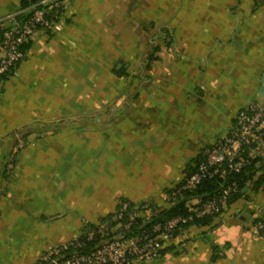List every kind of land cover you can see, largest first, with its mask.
Masks as SVG:
<instances>
[{
    "label": "crops",
    "instance_id": "obj_1",
    "mask_svg": "<svg viewBox=\"0 0 264 264\" xmlns=\"http://www.w3.org/2000/svg\"><path fill=\"white\" fill-rule=\"evenodd\" d=\"M21 5L0 0V22ZM0 89V264H33L120 199L170 207L203 148L264 102V0H67ZM249 154L255 179L264 127ZM262 219L264 185L249 180L137 264H264Z\"/></svg>",
    "mask_w": 264,
    "mask_h": 264
},
{
    "label": "built area",
    "instance_id": "obj_2",
    "mask_svg": "<svg viewBox=\"0 0 264 264\" xmlns=\"http://www.w3.org/2000/svg\"><path fill=\"white\" fill-rule=\"evenodd\" d=\"M49 3L47 7L36 6ZM67 0H34L30 16L22 22L8 18L9 23L0 22V85L1 76L23 59L22 46L30 43L40 30L49 31L66 8ZM57 9L59 12H52ZM264 102H249L236 113L226 133L201 151L202 158L194 170L182 182L170 187L167 202L173 205L183 200L205 179L215 176L223 179L218 193L205 200L189 197L185 205L186 214H176L164 222H156L151 228L141 226L135 233L132 224L137 218L144 224L158 209L149 202L131 205L127 200H118L116 209L95 223H87L81 234L71 240L49 247L39 261L42 264H137L151 262L160 256L164 240L175 230L202 216L217 215L227 204L229 196L238 191L236 180L230 174L240 172L249 162L243 149L256 147L263 137ZM13 168L12 159L6 170ZM125 219V220H124ZM256 234L264 236V222L256 221Z\"/></svg>",
    "mask_w": 264,
    "mask_h": 264
},
{
    "label": "trees",
    "instance_id": "obj_3",
    "mask_svg": "<svg viewBox=\"0 0 264 264\" xmlns=\"http://www.w3.org/2000/svg\"><path fill=\"white\" fill-rule=\"evenodd\" d=\"M34 0H22V5H21V9L19 12H17L16 14H14L13 19L15 21L18 22H22L25 19H27L31 12H32V5H33ZM49 3H39L36 6L39 7H47ZM59 12L57 9L52 10V12ZM29 44V43H28ZM28 44H25L22 46L23 50H26ZM159 45H154L151 48V52L149 53V55L147 56V63H146V67H149L150 63L157 59L156 57V53L159 51ZM17 65V64H16ZM16 65H14L12 67V69L6 73H4L1 78L2 80L4 78H6L7 76H9L14 68L16 67ZM1 90V89H0ZM250 148L245 147L243 149V155L248 158L249 162L247 163V165L238 173H234V174H230L229 175V179H234L236 180L237 184H238V191L235 193H232L229 196V199L227 201V203H229L232 199L236 198L237 196L242 194V189L243 187L246 185V182L251 180L252 181V185L254 187H258L259 185H264V171H262L255 179L253 178L254 174H255V163L257 162L255 157H252L249 152H250ZM202 158L201 153L199 156H197L194 160H193V165H191L188 170V174H190L194 168L196 163ZM223 179L215 176L213 178L210 179H205L204 181H202L195 190L191 191V192H187L184 195L183 200H179L177 202H175L173 205H171L168 208H164V209H160L156 212H154L152 214V216L150 217V219L145 222L144 224L142 223V220L140 218H137L136 221L132 224V229L134 230L135 233H140L141 231V226L143 225L144 228H151V226L156 223V222H164L167 219H169L170 217L176 215V214H186L187 213V206L185 205L186 200L191 197V196H196L199 197L200 200H205L208 197L212 196L213 194H216L219 192L220 188H221V183H222ZM182 182V181H181ZM169 191V190H168ZM121 200H126V199H121ZM128 201V200H127ZM131 205H133V203L130 202ZM150 206L155 210L157 209L154 205L150 204ZM111 213L107 214L106 216L102 217L101 219L108 217ZM208 217H210L209 215L206 216H202L199 218H194L192 221L184 224L181 228L192 225V224H198L199 222H203L205 221ZM125 220V219H124ZM262 221L264 222V219H262ZM178 230V229H177ZM177 230H175L174 232H176ZM33 264H42L39 260Z\"/></svg>",
    "mask_w": 264,
    "mask_h": 264
},
{
    "label": "water",
    "instance_id": "obj_4",
    "mask_svg": "<svg viewBox=\"0 0 264 264\" xmlns=\"http://www.w3.org/2000/svg\"><path fill=\"white\" fill-rule=\"evenodd\" d=\"M121 65V63L120 62H118V64H117V67H119Z\"/></svg>",
    "mask_w": 264,
    "mask_h": 264
}]
</instances>
